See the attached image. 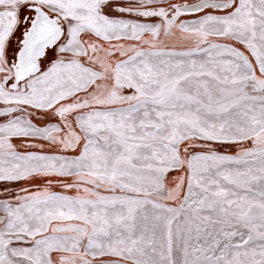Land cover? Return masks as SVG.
<instances>
[{
    "label": "snow or ice",
    "instance_id": "snow-or-ice-1",
    "mask_svg": "<svg viewBox=\"0 0 264 264\" xmlns=\"http://www.w3.org/2000/svg\"><path fill=\"white\" fill-rule=\"evenodd\" d=\"M0 264H264V0H0Z\"/></svg>",
    "mask_w": 264,
    "mask_h": 264
}]
</instances>
